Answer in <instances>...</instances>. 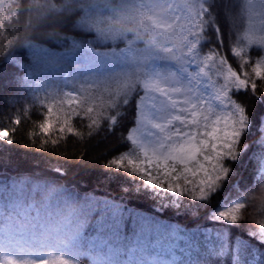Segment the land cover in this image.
<instances>
[{
    "label": "trees",
    "instance_id": "trees-1",
    "mask_svg": "<svg viewBox=\"0 0 264 264\" xmlns=\"http://www.w3.org/2000/svg\"><path fill=\"white\" fill-rule=\"evenodd\" d=\"M263 4L176 0V7H169L162 0H0V129L14 132L12 143L0 141L1 201L28 197V187H35L34 200H40L38 190L50 189L87 212L85 232L91 235L102 215L122 216L119 233L109 239L125 247L140 234V216L195 231L212 227L209 221L236 199L241 204L238 223L220 231L258 233L264 228V88H249L235 97L246 109L248 127L233 148L227 142L221 146L205 185L189 176L180 184L185 194L177 197L147 188L138 176L108 163L125 153L142 159L131 141L142 100L139 82L161 70L160 65L167 70L173 57L182 58L185 43L197 55L217 51L234 71L240 70L242 79L251 73L258 57H264V26L257 33L253 29L255 20L264 17ZM179 13H187L188 21ZM171 43L178 52L170 49ZM60 111L66 118L81 117L73 125L77 134L40 136L39 122ZM223 169L237 183L218 205L227 180H220L207 200L190 198L210 189ZM94 250V261L103 264ZM252 252L259 258L254 264H264V246ZM187 258L191 264H224L203 253Z\"/></svg>",
    "mask_w": 264,
    "mask_h": 264
},
{
    "label": "snow or ice",
    "instance_id": "snow-or-ice-1",
    "mask_svg": "<svg viewBox=\"0 0 264 264\" xmlns=\"http://www.w3.org/2000/svg\"><path fill=\"white\" fill-rule=\"evenodd\" d=\"M202 49L203 45L201 51ZM173 61L167 70L160 65L161 70L154 75L148 74L138 85L143 88L138 93L142 100L148 98L152 101V112L151 115L148 114L147 121L150 127L145 128L144 134L135 141L143 149V158L138 159L125 153L109 161L108 166L138 176L147 188L157 192L167 191L179 197L185 194L180 186L181 181L187 183L188 177L196 174L189 165L198 163L205 149L213 147L218 152L225 138L231 141L225 145L228 148L239 143L240 136L248 127L249 119L246 109L236 102L235 97L249 88L253 92L257 87L264 88V57H258L251 73H244V79L239 74L240 70L230 72L231 66H223L217 62L212 53L203 56L193 52L186 57H173ZM210 73L217 79L212 80ZM201 76L212 81L211 87L213 95L217 97L215 102L219 105L218 109L194 87L200 84ZM79 119L81 117L77 114L66 118L63 111L45 115L38 124V134L45 138L56 133L63 135L65 132L76 135L73 125ZM13 135L14 132L9 129H0V141L12 143ZM52 143H56L55 139ZM232 158L235 159L236 156L233 155ZM240 164H243L242 159ZM178 165L182 166L183 171ZM227 172V169H223L210 189L190 198L207 200L220 187V180H227L217 198L218 205L237 183L236 177H229ZM260 173L264 175V167H261ZM122 220V216L109 219L102 215L97 221L98 230L92 242L103 246L111 236L119 233V221ZM209 223L213 226L195 231L185 227L181 234L172 232L169 235L161 230V226L151 215L140 216L141 231L137 243L146 248H159L168 252L172 259L161 261L160 264H176L179 260L177 252L188 255L203 253L210 261L214 258L223 259L224 264H254L256 258L252 249L264 246V230L251 234L243 232L238 236L221 232V227H234L238 223V217L231 214V206L217 212ZM149 264H156L155 259L150 260Z\"/></svg>",
    "mask_w": 264,
    "mask_h": 264
},
{
    "label": "rangeland",
    "instance_id": "rangeland-1",
    "mask_svg": "<svg viewBox=\"0 0 264 264\" xmlns=\"http://www.w3.org/2000/svg\"><path fill=\"white\" fill-rule=\"evenodd\" d=\"M162 2L166 3L169 7H176V0H162ZM259 9H261V5L258 4V10ZM177 16L181 18L182 21H188L187 13H179ZM263 22L264 17L255 20L253 29L256 31L262 28L264 26ZM257 32L258 31H256V33ZM251 37L253 40H256L254 35ZM192 41H194V39H192ZM169 47L172 51L178 52L173 43H171ZM183 50V57L193 53V47L187 43L184 44ZM213 54L219 63L223 66H229L226 60L217 51L213 50ZM229 71L234 72L231 67ZM200 81V84L194 85V87L200 94L205 95L206 99H208L209 103H212L213 107L218 109L219 105L215 102L217 97L213 95V88L211 87L212 82L204 76L200 77ZM151 104V99L145 98L141 100L139 104L138 124L131 134V141L141 154L143 149L136 144L135 141L138 136L144 134L145 128L150 127L147 121L148 114L151 115L152 112ZM229 141L230 140L225 138L224 143H228ZM221 146L218 152L214 150L213 147L205 149L198 163L189 165L196 173L190 177L197 179L202 185H205L210 177V170L213 169L215 160L221 156ZM205 157H208V159H205ZM262 166L264 167V162ZM178 167L183 171L182 166L178 165ZM28 189H30L27 191L29 193L28 197H16L17 199L15 198L16 200L10 203H2L0 200V244L2 246V248H0V264H22V258H29L31 261L37 260L39 263L36 264H43L45 260H48L50 257L49 260L53 262L55 257L64 255V253L66 258L72 259L75 258V256H71L67 248V244L71 242H76L78 243L77 246L81 247L83 254L82 259L79 261L80 264H83L81 261L87 262L88 258L89 260L94 259V248L102 255L97 258H103L109 264H126V262H124V253H128L129 257L134 259L127 260V264H143L146 260H148L149 264L152 259H155L156 264H160L161 261L172 259L171 255L165 250L159 248L153 249L150 247L146 248L138 244L137 239L133 245L129 244L127 247H122V245L117 246L111 239H108L103 246L98 243H93L92 240L94 235L85 232L88 214L87 212L85 213L82 208L77 207L73 200L57 195L55 191L50 189L38 190V192L42 193V197L40 200H34V195L36 196L35 187L33 191L32 187H28ZM229 206H231V214L238 216L241 207L240 202L235 199L229 203L226 208ZM160 226L161 230L169 235L172 232L181 234L182 231V228L178 225L162 224ZM261 230H264V228ZM26 240L30 243L28 244L30 246L28 248L23 247L21 243L24 241L26 242ZM49 244L53 246L48 248V254L44 256L46 252L44 247ZM55 245H58L57 249ZM5 247H7V249H4ZM59 249L62 250L60 253ZM176 255L179 257L176 264H189L190 258L183 261L181 260L183 254L181 255L180 252H177ZM184 256H186V254H184ZM255 258L254 262H257L259 260L258 255H256ZM109 261H112V263Z\"/></svg>",
    "mask_w": 264,
    "mask_h": 264
},
{
    "label": "bare ground",
    "instance_id": "bare-ground-1",
    "mask_svg": "<svg viewBox=\"0 0 264 264\" xmlns=\"http://www.w3.org/2000/svg\"><path fill=\"white\" fill-rule=\"evenodd\" d=\"M0 248H2L1 244H0ZM6 248H7V247H5L4 249H6ZM90 264H92V262H91Z\"/></svg>",
    "mask_w": 264,
    "mask_h": 264
}]
</instances>
